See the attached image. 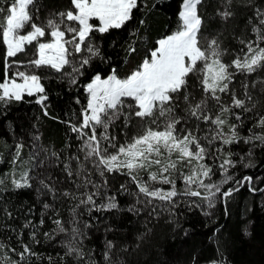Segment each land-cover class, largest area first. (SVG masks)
<instances>
[{"label": "trees", "instance_id": "obj_1", "mask_svg": "<svg viewBox=\"0 0 264 264\" xmlns=\"http://www.w3.org/2000/svg\"><path fill=\"white\" fill-rule=\"evenodd\" d=\"M11 3L12 0H0V8L4 10L0 13V20L7 15V7ZM182 4L183 0H138V8L133 10V19L124 27L104 34H94L93 38L100 46L101 55L84 66L81 70L83 74L77 77L75 84L50 68L36 69L37 74L42 77L48 97L45 101L48 115L44 114V107L36 103V96L25 95L22 101H13L8 105L0 103V177H7L2 186L4 190H0V243L5 245L0 250V256L7 255L12 260H18V253L23 251L22 244H27L38 255L26 254L28 258L21 261V264H84L73 256H65L66 248L62 241L71 238L70 232L55 234L51 239H47L44 233H52L56 228L54 219L63 220L69 229L72 227L67 222L72 218L71 207L78 201L60 195L63 191L70 190L77 194L95 191L91 185L88 189L77 190L75 185L81 183L82 178L75 175L69 177L65 171L66 164H70L75 173L79 164L83 163L87 171L82 175L90 173L93 181L102 183L92 161L84 159L85 153L81 151L82 141L78 139V134L71 130V125H79L82 121L81 111L88 99L85 86L97 73L101 77H107L116 69L117 76L125 78L136 70L145 57L150 58V52L157 47V41L177 29ZM256 4L264 6V0H256ZM37 6L39 12L35 22L40 23L50 13L70 8L71 0H37ZM221 7L220 0H204L198 11L204 13L206 22L203 35L209 38L218 35L221 48L227 49L223 60L231 63L243 47L239 39H255L248 23L253 11L243 6V0H234V17L223 21L217 15V9ZM142 20L143 24L140 23ZM27 30L30 28L25 29ZM130 46L135 47L136 51L130 53ZM34 53L35 44L28 46L24 53L15 58H9V63L13 59L27 62ZM5 54L6 47L0 38V82L4 78ZM74 59L78 62L80 55L76 54ZM14 68L9 71V75L14 72ZM230 70L235 72L234 69ZM64 71L71 72V68L66 66ZM199 76V73L189 75L187 88L179 93L180 100L175 114L184 118L178 128L191 129L195 135L203 138L210 136L215 126L202 120L197 121L194 117L188 118L183 95L190 93L193 103L202 98L207 99L209 114L213 116L219 112V105L209 94L203 92ZM259 80H264V68L251 74L235 72L229 85L230 91L218 93L222 103L230 104L231 92L234 90L237 96L243 97V85H249L248 90L257 102L256 111L243 113L242 124L233 115L228 116L230 124L239 125L241 136L251 134L248 130L256 122V112L264 115V92L261 91L264 85L257 83L255 88L252 87V83ZM233 111L241 112L240 109ZM143 125L140 118L133 116L126 127L124 117L121 116L109 127L108 132L110 136L116 137L118 147L140 133ZM86 131L91 134L90 130ZM100 131L103 129H98L97 133ZM224 131H228L227 126ZM254 131L259 133L264 129L256 128ZM17 143H23L24 147L13 164ZM104 143L106 146L107 142ZM202 143L210 153H214L203 161L212 165L214 170L211 180H205V183H219L224 179L219 164L228 151L234 153L232 159L236 161L235 167L228 170L233 179L221 185V192L216 194L212 208H208L207 201L201 197L188 196L173 198L176 202V207L173 208L167 201L139 193L129 176L119 172L105 173L107 190L101 189V196L95 197L96 202L105 203L107 196H115L119 208L109 211L93 209L89 212L88 208L91 206L82 205L77 209L79 215L76 226L85 233L81 241L82 247L86 253L91 250L97 264H105L103 253L108 240L113 241L116 246L113 260L119 258L123 264H212L213 261L220 264H264V146L257 141L252 144L240 141L224 146V152L216 153L215 150L221 147V141L208 145L206 140H202ZM253 144L257 146L253 147ZM249 150L251 156L248 155ZM114 151L115 149L109 148V152ZM75 157H79V160ZM240 157L244 159L241 161ZM189 170L190 166L185 161L179 163L177 170L171 173L179 191L185 187L180 174H188ZM23 172H27L31 186L15 189L11 179H20ZM134 174L139 179H148L145 170ZM244 177H250L251 182L244 181ZM237 181L241 183L238 184ZM44 184L55 188V199L43 187ZM149 184L165 190L171 187L152 181ZM121 185L127 191L122 190ZM229 188L237 190L230 196L223 197L222 193ZM200 191L203 195L204 190ZM149 199L152 200L151 204L147 203ZM192 201L199 207L192 205ZM45 204L52 207L45 209ZM133 207L137 211H129ZM41 218L44 220L43 225L40 224ZM29 221L31 225L25 227ZM85 223L91 227L85 228ZM32 232L36 233L35 239L39 243L33 241ZM139 237L142 239H138ZM125 247L127 251L120 252ZM12 248L16 252H12ZM48 257H52V260L49 261Z\"/></svg>", "mask_w": 264, "mask_h": 264}, {"label": "snow or ice", "instance_id": "obj_2", "mask_svg": "<svg viewBox=\"0 0 264 264\" xmlns=\"http://www.w3.org/2000/svg\"><path fill=\"white\" fill-rule=\"evenodd\" d=\"M203 3L204 0H183L177 29L159 39L158 46L150 52V58L145 57L130 75L119 78L116 69H113L106 78H102L97 73L85 86L88 99L81 111L82 121L79 125H71V130L78 134V139L82 141L81 151L85 153L84 159L92 161L95 171L102 178V183L93 181L90 173L82 175L87 171L83 163L79 164L75 173L70 164L65 165V171L69 177L75 175L82 178L81 183L75 185L77 190L88 189L89 185L95 189V191H84L78 194L65 190L60 194L69 200L78 201L70 209L72 218L67 223L72 227L69 229L63 220L54 219L56 228L52 233H44V236L51 239L55 234L70 232L71 238L62 241L66 248L65 256H73L84 264H97L91 250L86 253L82 247L81 241L85 233L76 226L79 215L77 209L82 205L85 207L90 205L89 212L93 209L109 211L119 208L115 196H107L105 203L97 204L96 202L95 197L101 196V189L107 190L106 172H119L129 176L136 184L139 193L149 198L167 201L173 208L176 207L173 198L178 196L201 197L207 201V207L212 208L216 194L221 192V185L233 179L228 174V170L235 167L236 161L232 159L234 153L228 151L223 162L219 164L224 179L219 183H205V180H211L214 170L212 165L203 161L214 153L209 152L202 140H206L208 145L217 140L221 141V147L215 150L216 153H222L224 146L237 144L240 141L245 144L257 141L259 145L264 146V131L259 133L254 131L256 128L264 129V115L256 112L257 119L253 127L249 128L248 131L251 134L248 136H241L238 131L239 125L230 124L228 120L231 114L242 124L243 113L256 111L257 102L253 100L248 90L249 85L247 83L243 85V97L237 96L233 90L230 104L222 103L218 95V93L230 91L229 85L235 72L251 74L264 68V46H261L264 44V6L257 5L256 0H243V6L253 11V15L248 18V23L255 34V39H239L243 47L231 63H225L223 57L227 49L221 48L219 36L209 38L203 35L206 22L204 13L198 11ZM220 4L222 7L217 9V15L221 20L227 21L234 17V0H220ZM137 8L138 0H71L70 8L50 13L45 21L37 23L35 22L39 12L37 0H12L7 7V15L0 20V38L6 47L4 78L0 82V103L8 105L13 101H22L25 95L36 96V103L44 107V114L48 115L45 106L48 97L45 94L42 77L35 70L50 68L75 84L77 77L83 74L81 70L84 66L89 65L92 59L101 55L100 46L94 41V34L121 29L133 19V10ZM3 11L0 8V13ZM140 23L143 24L144 21ZM26 28L30 30L25 31ZM33 44H35V53L31 59L27 62L13 59L9 63V58H15L18 54L24 53L26 48ZM128 51L133 53L136 49L130 46ZM76 54L80 55L78 62L74 59ZM66 66L71 68V72L64 71ZM13 67L16 70L9 75ZM230 69H234L235 72ZM196 73L200 74L203 92L209 94L211 99L219 105V112L213 116L209 114L207 99L202 98L193 103L190 100V93L183 95L188 118L194 117L197 121L202 120L215 126L212 134L203 138L195 135L191 129L178 128L177 126L184 118L175 114L180 100L179 93L187 88L189 75ZM257 83L264 85V80L254 81L252 87L255 88ZM261 91L264 92V87ZM249 104H251L250 107ZM233 109H240L241 112H234ZM121 116L124 117L126 127L133 116L140 118L144 125L140 133L117 147L116 137L110 136L108 129ZM225 126L228 128L227 132L224 131ZM86 129L90 130V135ZM98 129L103 131L98 134ZM104 142H107L106 146ZM256 146L253 144V147ZM15 147L13 164L19 158L20 150L24 145L17 143ZM109 148L115 151L109 152ZM174 154L176 159H172ZM248 155L251 156V150ZM75 159L79 160V157ZM243 159L240 157L241 161ZM185 161L190 166V170L188 174L181 172L180 179L183 180L185 187L179 191L176 179L172 178L171 173L177 170L179 163ZM154 166L157 167V171H150ZM248 166L250 165H245V167ZM140 170L147 171V181L139 179L134 174ZM243 179L251 182L250 177ZM6 180L7 177H0V190H4L2 186ZM149 181L171 187L168 190L154 188L150 186ZM237 183L241 182L237 181ZM11 184L15 189L31 186L27 172L21 173L20 179H11ZM43 187L52 193L54 199L56 198L55 188L46 184ZM121 189L127 191L124 185H121ZM200 189L204 190L203 195ZM234 190L237 189L229 188L222 193L223 197L230 196ZM147 203L151 204L152 200L149 199ZM191 204L195 205V202L192 201ZM195 206L199 207V205ZM50 207L52 206L49 204L44 205L45 209ZM129 211L137 210L133 207ZM8 215L11 216V213ZM43 223L44 220L41 218L40 224L43 225ZM29 225L31 221L25 224V227ZM84 227L88 228L91 225L85 223ZM31 236L34 242L39 243L35 239V232H32ZM22 247L23 251L18 253V260H12L11 257L4 255L0 256V264H21V261L28 258L26 254L38 255L29 245L22 244ZM115 247L113 241H106L103 253L105 264H123L119 258L113 260ZM4 248L5 245L0 243V250ZM11 251L16 252V249L12 248ZM125 251H127L126 247L120 249V252ZM48 259L51 261L52 257ZM212 264H220V262L213 261Z\"/></svg>", "mask_w": 264, "mask_h": 264}, {"label": "rangeland", "instance_id": "obj_3", "mask_svg": "<svg viewBox=\"0 0 264 264\" xmlns=\"http://www.w3.org/2000/svg\"><path fill=\"white\" fill-rule=\"evenodd\" d=\"M158 46V45H157ZM16 70V68H14V71ZM22 70V69H21ZM102 78H106V77H102ZM167 156V154L165 153V157ZM172 159H176V156H175V154L173 155V157H172ZM154 171H157V167L156 166H154L153 168H152Z\"/></svg>", "mask_w": 264, "mask_h": 264}]
</instances>
